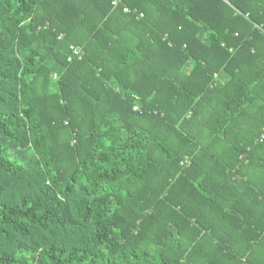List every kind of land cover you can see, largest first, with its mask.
Segmentation results:
<instances>
[{
	"label": "trees",
	"instance_id": "obj_1",
	"mask_svg": "<svg viewBox=\"0 0 264 264\" xmlns=\"http://www.w3.org/2000/svg\"><path fill=\"white\" fill-rule=\"evenodd\" d=\"M0 264H264V0H0Z\"/></svg>",
	"mask_w": 264,
	"mask_h": 264
},
{
	"label": "built area",
	"instance_id": "obj_2",
	"mask_svg": "<svg viewBox=\"0 0 264 264\" xmlns=\"http://www.w3.org/2000/svg\"><path fill=\"white\" fill-rule=\"evenodd\" d=\"M115 4H116L115 2L112 3V5H115ZM124 11L126 12L127 9H124ZM58 39H60V37H58ZM69 51H70L71 55L69 56L68 61H72L74 59L79 60L83 55L82 50L78 47L69 46ZM53 78H55V75H53ZM136 109H137V107L135 106L133 108V110H136Z\"/></svg>",
	"mask_w": 264,
	"mask_h": 264
}]
</instances>
